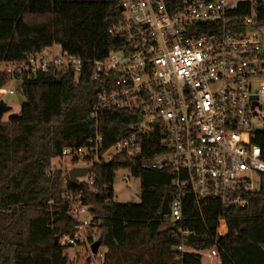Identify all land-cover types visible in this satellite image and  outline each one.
Wrapping results in <instances>:
<instances>
[{
	"label": "trees",
	"instance_id": "16d2710c",
	"mask_svg": "<svg viewBox=\"0 0 264 264\" xmlns=\"http://www.w3.org/2000/svg\"><path fill=\"white\" fill-rule=\"evenodd\" d=\"M121 2L0 0V62L54 44L82 60L76 80L70 70L54 66L15 74L24 102L18 114L0 120V264H70L68 249L54 242L72 233L76 223L66 190L78 192L89 207L97 226L89 242L106 249L100 264H202L199 254L176 250L181 244L214 247L220 264H264V173L259 190L246 194L244 207H221L216 201L199 205L188 192L182 220L172 222L160 209L176 193L173 172L168 166L142 167L163 153L158 133L142 139L136 155L119 153L94 165L91 186L72 185L60 169L49 170L64 147L83 145L96 130L90 110L103 87L91 79L92 62L116 45L108 29L121 18ZM250 14L264 25V1L236 3L234 15ZM10 79L0 70V88ZM138 121L137 112L111 108L100 113L97 131L108 146L130 134ZM256 143L264 157V135ZM120 169L139 179L138 202L113 200L111 184ZM218 217L227 225L222 236L215 235ZM179 230L194 234L181 236Z\"/></svg>",
	"mask_w": 264,
	"mask_h": 264
},
{
	"label": "built area",
	"instance_id": "2783aa9c",
	"mask_svg": "<svg viewBox=\"0 0 264 264\" xmlns=\"http://www.w3.org/2000/svg\"><path fill=\"white\" fill-rule=\"evenodd\" d=\"M120 7L121 18L108 29L115 47L92 62L91 79L103 87L90 110L96 130L83 145L64 147L59 156L69 164L67 170H86L71 184L91 186L94 165L119 153L134 156L142 139L158 133L163 153L142 167L168 166L173 172L176 193L168 202L172 222L182 220L188 192L199 205L216 201L221 207H244L246 194L259 190L264 173L263 150L256 143L264 135V25L254 14L234 15L236 3L226 0H122ZM49 66L70 70L76 80L82 60L57 44L50 55L46 47L0 62V70L14 80L15 74ZM13 93L3 85L0 99ZM111 108L137 112L139 121L130 126V134L105 146L97 121ZM64 195L76 223L57 244L90 249L88 238L97 226L89 207L78 192L74 196L66 190ZM179 231L185 237L194 234ZM226 232L224 218L218 217L215 235ZM176 250L199 254L202 264H220L214 247L181 244Z\"/></svg>",
	"mask_w": 264,
	"mask_h": 264
},
{
	"label": "rangeland",
	"instance_id": "374dc122",
	"mask_svg": "<svg viewBox=\"0 0 264 264\" xmlns=\"http://www.w3.org/2000/svg\"><path fill=\"white\" fill-rule=\"evenodd\" d=\"M229 3L235 4L239 1H252V0H226ZM48 54H52L57 50V45H51L47 47ZM6 89H13V94H5L1 98L9 107L10 110L5 112L2 115L1 120L6 121L10 116L16 115L20 111V107L24 102V96L21 90V81L11 79L6 82L4 85ZM262 116H264V111ZM258 123H261L258 121ZM158 161H163V158H158ZM67 161L63 158H53L50 163V171H54L56 169H60L62 173H66L68 175ZM127 176L128 181L125 183L123 181V177ZM139 179L136 177H132L129 172L125 169H120L116 171L115 177L111 184L113 200L118 202H138L139 201ZM104 247H100L96 254H92L90 249H88L84 245H80L78 248H70L67 250L66 254L68 256V262L70 264H100L102 261V255L105 252ZM205 260L203 264H205Z\"/></svg>",
	"mask_w": 264,
	"mask_h": 264
},
{
	"label": "water",
	"instance_id": "95a60500",
	"mask_svg": "<svg viewBox=\"0 0 264 264\" xmlns=\"http://www.w3.org/2000/svg\"><path fill=\"white\" fill-rule=\"evenodd\" d=\"M119 9L122 10V7H119ZM9 110H10V107L3 100L0 99V120L2 118V115ZM85 173H86L85 169L72 168L68 171V179H69L70 183H75L76 178L78 176L84 175ZM160 213H161V215H169L170 214L169 204H168V201L166 199H164L162 202ZM54 242L57 243V238L54 239ZM98 247H99L98 241L92 242L90 244L91 253L96 254L98 251Z\"/></svg>",
	"mask_w": 264,
	"mask_h": 264
}]
</instances>
